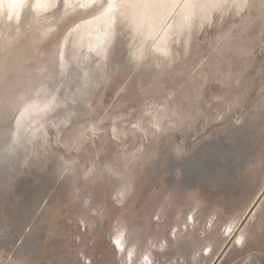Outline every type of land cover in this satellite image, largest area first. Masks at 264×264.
<instances>
[{
  "label": "rangeland",
  "instance_id": "rangeland-1",
  "mask_svg": "<svg viewBox=\"0 0 264 264\" xmlns=\"http://www.w3.org/2000/svg\"><path fill=\"white\" fill-rule=\"evenodd\" d=\"M68 1L0 14V264H264V0Z\"/></svg>",
  "mask_w": 264,
  "mask_h": 264
},
{
  "label": "bare ground",
  "instance_id": "bare-ground-1",
  "mask_svg": "<svg viewBox=\"0 0 264 264\" xmlns=\"http://www.w3.org/2000/svg\"><path fill=\"white\" fill-rule=\"evenodd\" d=\"M56 1L57 0H0V14L2 13V11L6 12L5 15L8 13L9 15H12L14 19L19 18L20 19L19 21L21 23H24L25 22L24 19H26L25 18V8L28 9V6H30L29 9L33 8L36 11L40 10V9L45 10V9L49 8L50 6H52L53 4H55ZM80 1L82 2V5H87V6L88 5L91 6L93 4L96 5L100 2V0H80ZM124 1L125 0H109L107 8L105 10V13H102L98 18H96L93 21L91 20V22H89V23L86 22L87 24H85L86 25L85 28L82 27L83 30L81 31V33L83 32V33L87 34L85 37H88V42H92L93 47H95L99 44H103L104 46L108 44V39H109L110 33L112 31L111 27H112L113 21L116 18V12H117L118 8L121 5H123ZM181 1L183 3L181 4L180 9L182 11V14L184 15L183 20L186 22H188L190 17H191L192 5H196L198 11H203V10L205 11L207 8V5H206L207 2H209L210 4L214 3L213 0H187V2L185 0H181ZM81 2H80V5H81ZM68 3L71 5H74L73 2H71L70 0L68 1ZM178 5H179V2H177V0H165V1L164 0H131L130 8L128 10L129 11L128 19L130 20V22L132 23L133 26L131 24H130V26H132L135 30H139L142 27H148L150 29L148 35L149 36L154 35L156 32L155 31L156 27H155V23H153L150 20L152 14L155 11H157V12L161 13L162 19L164 20L176 11V7ZM184 5L185 6L187 5V8H185ZM189 5H191V6H189ZM103 8H105V7H103ZM38 28H40V27H38ZM73 33H74V35H76V31H73ZM45 35H43V36H45ZM169 35H170L169 31L166 32L161 39V43L164 44L167 41ZM36 41L38 42V40H36ZM64 44L66 45L65 42H64ZM65 45H62V48L60 51L61 54L64 51L62 49L65 48ZM161 49H164L163 45L161 46ZM65 61L66 60H64V62ZM64 62L62 63V61H61L62 64H64ZM46 100H48V99H46ZM51 103L52 102H50V101H45L41 104V106L36 105L37 104L36 103L35 105L37 107L39 106L40 108L33 106L34 105L33 104L27 108V110L25 112V116L24 115L23 116L25 118L26 117L27 118L35 117L38 113H40L42 108L46 109L48 106L50 107ZM120 243H122V242H120ZM120 243H117L118 246H121Z\"/></svg>",
  "mask_w": 264,
  "mask_h": 264
}]
</instances>
